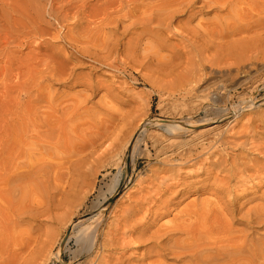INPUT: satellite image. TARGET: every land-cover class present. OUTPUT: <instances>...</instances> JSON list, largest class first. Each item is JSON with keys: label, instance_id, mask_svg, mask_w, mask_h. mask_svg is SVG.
Masks as SVG:
<instances>
[{"label": "bare ground", "instance_id": "bare-ground-1", "mask_svg": "<svg viewBox=\"0 0 264 264\" xmlns=\"http://www.w3.org/2000/svg\"><path fill=\"white\" fill-rule=\"evenodd\" d=\"M211 12L217 13L212 21L200 17L192 25ZM50 40L62 49L42 60L32 57L29 81L18 90L36 89L33 109L48 105L56 113L69 100L56 119L62 125L74 127L79 118L89 125L102 113L109 125L118 120L122 113L113 103L129 83L103 85L93 73L104 69L126 79L129 64L177 75L178 96L198 107L179 112V121L152 123L167 137L151 162L158 167L142 178L130 174L126 187L136 189L119 196L129 202L116 208L107 226L106 202L123 175L118 162L111 186L81 217L76 233L65 234L62 251L87 257L84 264H264V0H0V63H7V73L23 68L19 54L32 42L40 47ZM82 68L89 73L78 78ZM205 70L218 80L208 94L193 96ZM53 78L82 92L58 97L46 84ZM101 92L94 114L86 105ZM35 118L45 133L36 148L48 149L53 112ZM141 125L128 142L139 133L129 158L132 172L152 149L140 151L148 135ZM88 150L84 158L93 145ZM194 184L197 196L185 202Z\"/></svg>", "mask_w": 264, "mask_h": 264}, {"label": "rangeland", "instance_id": "rangeland-1", "mask_svg": "<svg viewBox=\"0 0 264 264\" xmlns=\"http://www.w3.org/2000/svg\"><path fill=\"white\" fill-rule=\"evenodd\" d=\"M216 15L215 12L198 15L192 25L196 26L200 17L209 23ZM169 43L175 45L178 42L170 39ZM61 49L60 42L55 40L40 47L32 42L30 47L19 54L24 63L21 66L23 68L16 71L15 67L7 73V63H0V247L5 248L0 250V264H60L55 260L57 256L64 264H84L87 257L73 259L69 253L62 251L59 244L70 229L72 235L76 233L81 217L97 203L100 194L109 189L117 172L116 164L121 162L123 175L113 193L114 197L107 195L110 198L106 202L104 218L107 226L113 220V215L118 210L116 208L129 202L126 197L120 199L119 196L124 192L133 195V190L136 189L126 187L130 174L133 173L135 178H142L148 173L150 166L158 167V163L151 162L167 137L152 123L158 119L179 121V112L187 115L193 109H198L192 102L193 99L178 96V90L183 88L177 75L169 71L159 73L154 67L145 71L129 64L126 79L104 69L93 73L103 85L129 83L125 94L113 103L114 108L122 113L118 120L109 125L102 113L89 125H85L86 122L80 118L73 122L74 127L62 125L56 119L61 117L59 112L62 109L66 111L69 108V100L60 104L55 109L56 113L48 105L33 109L29 105L30 101L36 99V89L32 86L27 93H20L18 90L22 82L29 81L28 66L32 57L42 60L44 55ZM28 54L30 59L24 56ZM88 73L89 70L83 68L75 71L78 78H83ZM204 76V80L195 85L193 96L208 94L211 86L218 80L208 70L204 71ZM46 84L58 97L82 92L81 86H74L72 83L64 85L62 79L53 78ZM239 92L244 95L247 90ZM102 94L103 92L98 93L86 105L94 114L98 113L99 108L95 105ZM44 112H53L50 138L52 146L48 149L39 148L45 141V133L41 122L35 118L36 114ZM201 116L196 114L194 118ZM139 125L140 129L145 127L148 132L147 136H143L147 149L145 150V145H141L140 151L146 153L148 147L152 149L149 159L139 160L135 172H132L129 158L139 133L130 145L128 142L130 132L137 130ZM108 129L109 132L104 131ZM150 134L157 136L151 138ZM187 139L181 137L179 141ZM54 145L57 148H52ZM91 145L92 154L84 158ZM55 150L58 151L57 154ZM73 150L84 153L70 156L69 151ZM123 153L124 163L121 160ZM195 188L196 184L190 188L192 195L185 202L196 198ZM69 247L75 249L74 238L70 239Z\"/></svg>", "mask_w": 264, "mask_h": 264}, {"label": "water", "instance_id": "water-1", "mask_svg": "<svg viewBox=\"0 0 264 264\" xmlns=\"http://www.w3.org/2000/svg\"><path fill=\"white\" fill-rule=\"evenodd\" d=\"M66 237H68V233L66 234ZM66 237H65V239H66Z\"/></svg>", "mask_w": 264, "mask_h": 264}]
</instances>
